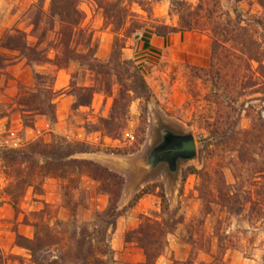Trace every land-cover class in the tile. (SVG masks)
Returning a JSON list of instances; mask_svg holds the SVG:
<instances>
[{
  "label": "rangeland",
  "instance_id": "obj_1",
  "mask_svg": "<svg viewBox=\"0 0 264 264\" xmlns=\"http://www.w3.org/2000/svg\"><path fill=\"white\" fill-rule=\"evenodd\" d=\"M37 1L0 0V35L8 29L20 28L28 34L32 45L40 40L39 48L54 60L58 52L54 47L56 35L48 30L50 24L44 25L47 28L44 39L40 37L43 30L37 35L31 24L30 10ZM211 1L187 0L193 8L200 3L209 5ZM139 2L122 3L129 11L127 25L115 21L120 16V5L111 6L114 7L112 17L106 15V1L103 5L100 0L80 2L83 34L76 36L74 44L78 51L85 52L80 42L91 38L95 60L88 59L84 63L71 60L65 66L54 62L38 64L0 48V52L7 53L13 60L0 70V264H34L29 251L17 244V236L33 237L37 212H42L44 221L51 224L58 220L81 224L94 220L96 214L107 207L109 195L104 191L103 181L72 167L66 177L59 176L56 168L50 172L41 169L32 183L24 182L23 178L31 171L29 165L3 157L9 149H29L30 145L42 143L61 146L66 142L91 144L98 150L72 158L91 160L123 178L118 202L121 215L109 239L114 251L113 264H140L145 260L136 236L131 235V242H125V238L127 232L139 226L143 216L154 219L164 216L162 187L170 210L177 211L176 217L183 216L184 221L168 234L167 245L157 264L188 259L195 264H264V227L256 211L250 213L251 221L247 211L231 212L216 203H212L211 214L200 213L199 188L205 173L210 171L206 178L212 185L223 179L235 188L234 176L239 173L236 154L199 153L201 136L196 125L201 116L212 112L214 105L204 100L209 86L193 76L192 67L208 66L210 34L195 31L157 37L154 23H178L176 13L171 14L172 0ZM235 2L221 0L222 11L230 9ZM49 3L50 0L45 1L46 10ZM239 7L245 18L262 13L254 0H245ZM259 31L264 32V29ZM97 63L108 65L109 74L93 71L91 65ZM253 66L257 64L254 62ZM134 68L145 77L153 92L145 106L131 91L124 99L119 95L118 80L130 84L128 76ZM35 72L46 76L42 83L36 82ZM84 86H93L94 92L83 90ZM46 87L52 89L51 94L37 90ZM31 93L39 94V101L53 102L54 115L35 109L38 103L33 101L35 96ZM259 96L253 94L250 98ZM249 105L257 111L264 109L260 100H249L246 106ZM125 106L128 108L124 111L121 108ZM249 110L254 112V108ZM113 112L115 126L108 133L102 120L109 119ZM251 119L252 115L243 112L240 128H249ZM160 121L177 130L193 132L197 141V157L181 162L177 173H170L166 166L150 172L144 169L145 157L158 138ZM190 168L202 173L187 174ZM154 185V193L144 195L134 207H128L138 192Z\"/></svg>",
  "mask_w": 264,
  "mask_h": 264
},
{
  "label": "trees",
  "instance_id": "obj_2",
  "mask_svg": "<svg viewBox=\"0 0 264 264\" xmlns=\"http://www.w3.org/2000/svg\"><path fill=\"white\" fill-rule=\"evenodd\" d=\"M46 0H38L30 10L31 24L40 37L44 39L50 24L56 35L54 45L57 55L51 60L38 43L32 45L28 34L20 28L6 30L0 35V48L7 52L16 53L31 63H50L65 66L71 60L86 62L95 60V50L91 48V38H85L81 45L85 52L78 51L76 36L83 34L80 24L83 12L79 5L82 0H50L49 8L45 9ZM106 15L112 16L111 6L120 5V16L115 21L127 25L129 11L121 6L124 1L131 0H100ZM142 2L143 0H139ZM234 5L225 11L220 6L221 0H212L211 4L200 3L193 8L187 0H172V11L178 16V23L153 24L154 34L157 37H166L180 32H208L211 38V55L207 67L193 66L192 74L209 86L204 100L213 106L212 112L200 118L196 127L200 131L199 153L209 152L219 155L228 152L235 155V165L238 174H235L237 188L220 180L212 185L203 176V184L199 188L202 207L200 213L209 215L213 212L212 203L222 209L241 213L247 211L248 220L251 221L252 211L259 215L260 225L264 227V109L255 110L254 106H246L249 100H260L264 105V0H254L262 8V13L252 18H245L239 4L245 0H235ZM139 2V3H140ZM113 17V16H112ZM114 23V22H113ZM57 24L59 25L56 28ZM124 27V26H123ZM130 26H128V29ZM127 29V28H126ZM78 45V44H77ZM257 67L253 66V63ZM13 63L10 55L0 52V70ZM93 71L109 74L108 65L100 63L91 65ZM46 76L35 72V80L42 83ZM130 84L118 80L121 87V98L134 93L135 98L144 101V106L151 100L153 92L145 77L136 69L129 74ZM44 89V90H43ZM39 88V92L52 93L50 87ZM83 90L93 93V86H84ZM35 96L37 107L41 113L54 115V104L49 100L39 101L40 95ZM253 94H260L257 98H250ZM244 97L245 100H242ZM37 98V99H36ZM40 102V103H39ZM88 105L89 102H86ZM254 108L251 112L249 108ZM116 108V107H115ZM114 108V110H115ZM128 108L125 106L124 111ZM243 112L252 115V124L249 128H240L239 123ZM114 112L109 119H103L108 133L114 130ZM91 144L85 142H66L64 145L42 143L30 145L29 149H9L4 158L18 164L29 165L31 171L24 177V182L32 183L38 172H50L59 169V176L66 177L73 167L76 171L86 173L97 181H103L104 191L109 195L107 207L96 214L92 221L78 224L76 221H56L51 224L44 221L42 212H37V220L33 223L35 232L33 237L17 236V244L27 249L34 264H113L114 251L109 242L114 231L116 220L121 215L118 202L121 197L123 178L106 169L100 164L87 159L72 158L79 153L93 152ZM120 151V150H119ZM41 160L43 161L41 163ZM46 172V173H47ZM42 173V172H40ZM39 173V174H40ZM200 174L195 168H190L187 174ZM105 181V182H104ZM109 183L110 186L107 185ZM217 194H214L213 191ZM156 186L144 188L129 202L128 207H134L146 194L154 193ZM162 214L160 219L143 216L139 226L127 232L125 242H131L134 234L137 243L143 250L145 260L140 264H157L159 256L164 253L167 245V236L173 233L184 217H176L177 211L169 208L163 187ZM168 216V217H166ZM173 264H195L192 259L175 261ZM209 264V263H207Z\"/></svg>",
  "mask_w": 264,
  "mask_h": 264
},
{
  "label": "water",
  "instance_id": "obj_3",
  "mask_svg": "<svg viewBox=\"0 0 264 264\" xmlns=\"http://www.w3.org/2000/svg\"><path fill=\"white\" fill-rule=\"evenodd\" d=\"M157 125L158 138L145 160L160 161L154 170L165 166L164 163H169V166H166L169 172L177 173L181 162L193 160L198 155L195 135L191 131L177 130L163 121L158 122Z\"/></svg>",
  "mask_w": 264,
  "mask_h": 264
},
{
  "label": "flooded vegetation",
  "instance_id": "obj_4",
  "mask_svg": "<svg viewBox=\"0 0 264 264\" xmlns=\"http://www.w3.org/2000/svg\"><path fill=\"white\" fill-rule=\"evenodd\" d=\"M158 164H160L159 160L150 161L149 159H146L144 163V169H146L147 172L153 171L154 167H156ZM164 164L165 166H169V163H164Z\"/></svg>",
  "mask_w": 264,
  "mask_h": 264
},
{
  "label": "crops",
  "instance_id": "obj_5",
  "mask_svg": "<svg viewBox=\"0 0 264 264\" xmlns=\"http://www.w3.org/2000/svg\"><path fill=\"white\" fill-rule=\"evenodd\" d=\"M176 34H178V33H176Z\"/></svg>",
  "mask_w": 264,
  "mask_h": 264
}]
</instances>
